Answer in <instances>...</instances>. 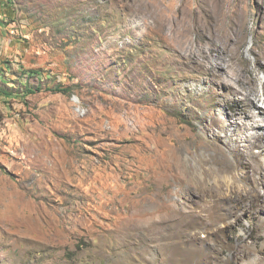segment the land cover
<instances>
[{
    "label": "rangeland",
    "instance_id": "obj_1",
    "mask_svg": "<svg viewBox=\"0 0 264 264\" xmlns=\"http://www.w3.org/2000/svg\"><path fill=\"white\" fill-rule=\"evenodd\" d=\"M238 90L264 123V0H0V264L259 256Z\"/></svg>",
    "mask_w": 264,
    "mask_h": 264
},
{
    "label": "bare ground",
    "instance_id": "obj_2",
    "mask_svg": "<svg viewBox=\"0 0 264 264\" xmlns=\"http://www.w3.org/2000/svg\"><path fill=\"white\" fill-rule=\"evenodd\" d=\"M225 46H226L225 48L228 49L227 45H225ZM234 52H235V50L233 49L232 58L234 56L233 55ZM242 90L241 91L238 90L239 91L238 94H241L243 97L242 102H244V105H245L244 106L245 118L248 119V124L243 127L242 131L245 135V138L247 139V142L250 144L251 148L255 147L259 150L257 155H253V156H255L254 158L259 160V158H260L259 156H262L264 153V123H259L255 119H252L251 113L254 109L258 110L261 113H262V110L259 109L257 103H255L254 101H252L250 99L251 91H246V90L242 91ZM246 111H247V113H246ZM261 129H263V131L260 133L259 130H261ZM262 164L263 163H261L259 166H261ZM263 171H264V168H260L259 182H261V185L264 189V172ZM244 178H245V180L249 181L248 176L245 175ZM247 194H248V196H246V198L250 197L253 199L250 202V207H249V210H247V212H249V214H250L252 212V210H250V208H252V209L256 210V212H260V213L264 214V198H263L264 194L255 193L253 196H251L249 193H247ZM242 201H246V199L243 198ZM251 219H253V216L251 217ZM250 231H253V229H250ZM252 234L253 233L251 232L250 235H252ZM255 240L261 241V244L257 245V251H256L259 254V256H256L249 247L242 246V244H235L231 247V251H230L232 254V257H233V261L235 263H237V262H239V260H241V261H246L245 264H264V233H260V235H256ZM221 253H223V252H221ZM219 263L222 264V262H219Z\"/></svg>",
    "mask_w": 264,
    "mask_h": 264
},
{
    "label": "trees",
    "instance_id": "obj_3",
    "mask_svg": "<svg viewBox=\"0 0 264 264\" xmlns=\"http://www.w3.org/2000/svg\"><path fill=\"white\" fill-rule=\"evenodd\" d=\"M30 73V72H29ZM29 92H30V90H29ZM6 94V93H5Z\"/></svg>",
    "mask_w": 264,
    "mask_h": 264
}]
</instances>
